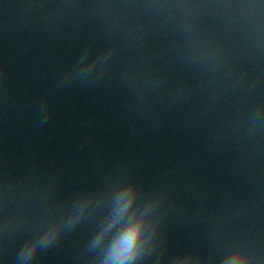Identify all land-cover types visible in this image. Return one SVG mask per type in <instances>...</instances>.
<instances>
[{"label": "water", "instance_id": "1", "mask_svg": "<svg viewBox=\"0 0 264 264\" xmlns=\"http://www.w3.org/2000/svg\"><path fill=\"white\" fill-rule=\"evenodd\" d=\"M138 220L117 264H264V0H0V264Z\"/></svg>", "mask_w": 264, "mask_h": 264}, {"label": "clouds", "instance_id": "2", "mask_svg": "<svg viewBox=\"0 0 264 264\" xmlns=\"http://www.w3.org/2000/svg\"><path fill=\"white\" fill-rule=\"evenodd\" d=\"M143 231L144 223L142 220H138L121 234L113 249V255L116 257V261H113V264H117L118 261L129 258L139 250Z\"/></svg>", "mask_w": 264, "mask_h": 264}]
</instances>
